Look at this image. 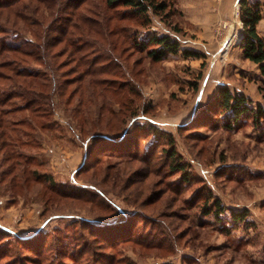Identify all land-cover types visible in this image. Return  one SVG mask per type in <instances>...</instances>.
<instances>
[{
  "label": "rangeland",
  "instance_id": "374dc122",
  "mask_svg": "<svg viewBox=\"0 0 264 264\" xmlns=\"http://www.w3.org/2000/svg\"><path fill=\"white\" fill-rule=\"evenodd\" d=\"M91 1L103 5L101 0ZM158 1L170 5V16L166 19L149 13L148 26L125 21L130 33L168 34L181 48L202 56L191 59L174 55L154 62L144 52L128 47L121 61L135 81L139 108L148 113L139 112L122 128L129 129L131 138L139 137L140 152L152 138L149 133L144 136L149 124L171 136L176 151L189 164L191 184L179 186L177 175L165 173L167 169L158 160L164 156L162 140L151 165L162 167V171L150 178L154 184L150 189L167 191L154 205H133L125 199L132 189L121 192L119 186L100 181L105 164L114 167L113 172L123 167L117 156L99 155L105 157L95 175L76 174L89 142L62 108H56L58 138L41 136L37 156H26L33 158L29 169L37 175L50 174L55 186L66 192L92 185L105 192L106 198L89 188L75 189L82 200L58 204L42 189L43 183L15 192L0 185V227L19 237H30L25 247H20L14 236L4 241L7 256L0 257V264H101L90 258L96 248L111 254L119 264H264V131L248 124L226 131L214 125L217 119L213 118L211 127L198 124L219 85L243 90L252 101L253 94L264 107V81L253 77L256 66L244 65L243 57L224 43L228 35L238 40L241 34L238 1L231 0L226 8L213 5L220 0ZM142 166L133 163L131 169ZM207 189L226 208L223 223L229 220L230 211L243 209L248 212L246 222L225 233L221 224L202 216L199 204L207 197ZM134 211L136 215L128 217L125 224L135 226L138 243H147L146 248L120 243L112 250H100L91 243L94 250L82 252L78 247L88 239L87 228L79 219L110 221ZM40 244L41 253L30 251Z\"/></svg>",
  "mask_w": 264,
  "mask_h": 264
},
{
  "label": "trees",
  "instance_id": "16d2710c",
  "mask_svg": "<svg viewBox=\"0 0 264 264\" xmlns=\"http://www.w3.org/2000/svg\"><path fill=\"white\" fill-rule=\"evenodd\" d=\"M101 1L103 5L98 6L91 0H0V185L15 192L43 183L42 189L49 193L53 203L60 204L82 200L79 198L82 194L74 192L75 189L89 188L106 198L105 192L92 185L66 192L55 186L50 174L37 175L29 169L33 158L26 156H37L41 136L58 138L60 127L54 115L56 108H62L65 117L89 142L75 173L95 175L102 169L105 157L99 155L117 156L123 167L113 172L114 167L105 164L100 181L119 186L121 192L132 189L125 199L133 205H154L167 190L150 189L154 187L150 178L165 167V173L177 175L179 186L190 185L189 164L176 151L172 137L152 125L145 128L144 136L151 134L152 138L142 152L139 137L131 138L129 129L122 128L128 119L132 120L139 112L145 115L148 110L139 108L135 81L121 58L124 60L123 53L128 47L144 52L154 62L174 55L191 59L202 55L181 48L168 34L130 33L124 24L139 21L148 26L149 13L167 19L169 4L158 0ZM238 5L241 56L256 64L259 74L264 76V38L257 30L262 4L258 0H238ZM212 118L217 119L214 125L226 131L247 124L264 131L263 105L252 104L244 94L226 85L215 90L198 124L211 127ZM161 140L164 144L160 151L164 156L158 160L162 161V167L151 166L155 164L153 158ZM138 162L143 166L131 169ZM205 193L207 197L199 204L200 214L221 224L220 230L228 233L246 222L248 212L243 209L230 211L229 220L223 223L225 206L209 189ZM133 215L135 211L110 221L79 219L87 228L88 239L78 243V247L82 252L94 250L91 243L100 250H112L120 243L142 244L146 248L147 243H138L135 226L131 222L125 224ZM10 236L16 238L20 247H25L30 239L0 227L1 258L7 256L4 241ZM41 247L40 244L30 251L41 253ZM96 249L90 257L96 259L95 263L119 264L111 254Z\"/></svg>",
  "mask_w": 264,
  "mask_h": 264
},
{
  "label": "crops",
  "instance_id": "0c3cea01",
  "mask_svg": "<svg viewBox=\"0 0 264 264\" xmlns=\"http://www.w3.org/2000/svg\"><path fill=\"white\" fill-rule=\"evenodd\" d=\"M237 1L238 0H234V2H237ZM250 1H254V0H250ZM258 1L264 4V0H258ZM229 2H231V0H220L219 3H213V5L216 6V4H217V7H224V8H226V6L229 5ZM202 7H204V5L203 6L201 5V8ZM217 18H218L217 16H214L213 17V19H217ZM237 30H238V33H239L240 30L239 29H237ZM257 30H258V33L260 34V36H262L264 38V11L262 12V17H261L260 21L257 24ZM231 31H233V30H231ZM233 32H232V34H233ZM224 40H225L224 43H225V45L227 47L231 46L230 48L232 49V51H235L238 55L241 56V51H242L241 46L238 44L239 41L234 40V36L233 35L231 37L228 35V38H224ZM243 61H244L243 63H245L244 65H248V63L255 65L256 66V69H255V72H254L253 77L254 78H257L258 80H263L264 81V76H261L259 74L258 67H257L256 64H254V63H252V62H250L248 60H245V59H243ZM251 81L254 82V79L251 80ZM221 84H224V83H221ZM224 85H226V84H224ZM230 90H231V88H230ZM232 90L233 91L235 90L236 92H239V93L244 94L249 99L251 98L250 100H251L252 104H254V101H256V103H260L259 98L257 96H255V95H253V94H252V96L254 97V101H252V97H250L249 95H247L245 93V91L240 90V89H237L235 87Z\"/></svg>",
  "mask_w": 264,
  "mask_h": 264
},
{
  "label": "water",
  "instance_id": "95a60500",
  "mask_svg": "<svg viewBox=\"0 0 264 264\" xmlns=\"http://www.w3.org/2000/svg\"><path fill=\"white\" fill-rule=\"evenodd\" d=\"M240 36H241V34L239 35V37H238V40H237V41H239V40H240Z\"/></svg>",
  "mask_w": 264,
  "mask_h": 264
}]
</instances>
